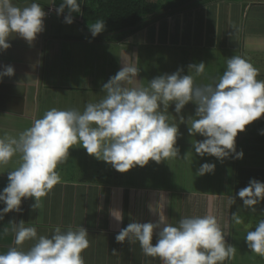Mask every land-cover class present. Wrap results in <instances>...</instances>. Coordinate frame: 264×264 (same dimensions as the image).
Here are the masks:
<instances>
[{
  "label": "crops",
  "instance_id": "1",
  "mask_svg": "<svg viewBox=\"0 0 264 264\" xmlns=\"http://www.w3.org/2000/svg\"><path fill=\"white\" fill-rule=\"evenodd\" d=\"M12 2L21 8L36 2L46 13L44 30L37 34L31 44L13 34L7 41L11 47L0 51V73H3L5 66L14 68L11 77L0 75V129L22 131L52 108L73 109L70 102L75 100L74 94L93 89L94 84L90 82L76 88L68 79H61L62 72L67 71V65L63 64L66 58L72 60L70 42L100 44L104 42L102 39L106 34L92 37L89 31L92 24L86 28L74 21L72 24L64 23V14H56L54 0ZM151 26L154 29H150ZM73 29L76 31L73 32ZM160 37L164 48L161 58L159 54L154 56L155 50L149 48L152 43H158ZM128 39L131 42H125L124 46L123 41L117 43L123 47L119 48L116 59L112 61L115 70L113 76L123 64H134L142 76H147L141 79L137 76L133 83L126 85L128 87L148 86L143 81L151 76L154 59L164 63V71L180 68L194 76L196 85H202L212 83L222 75L228 58L241 56L259 70L257 79L264 80V0H189L177 12L164 16L161 21L125 40ZM145 44H148L147 48H143ZM170 49L174 50L173 54ZM139 60L143 63L139 64ZM102 62L104 66L100 70L103 68L104 78L110 62ZM199 62L205 63V71L203 75L195 76L188 65ZM29 77L36 82L23 89L21 82L27 83ZM87 80L91 81L90 78ZM65 91H71L73 96L62 98ZM63 99L68 100L66 107L56 106ZM166 115L169 123L171 119L180 120L181 116L186 120L195 115V105L187 104L179 115L175 113L174 105H170ZM262 130L264 114L236 136V150L242 151L243 157H230L221 162L212 156H198L192 144L202 141L204 137L199 134L189 136L188 128H179L176 145L182 147L184 152L179 151V156L174 160L185 159V162L172 163L171 158L167 159L163 163V175L157 179H154L157 165L148 163L140 172L146 182L136 179V182L107 180V176L104 178L99 172L103 164H99L98 170L94 171L96 176L91 177L92 161L75 156L74 148H70L64 162L66 164H59L56 169L61 182L42 198L41 207L32 209V198L22 200V212H9L0 220V231L10 229L7 234L0 232V253L14 246V233L9 221L19 223L23 220L26 227L37 229L38 236H50L57 226L62 230L84 227L89 240V247L82 252L85 264H161L158 258L145 257L138 242L126 240L121 244L116 242L115 236L132 222L157 223L163 202V214L167 222L173 225L182 217L212 215L217 219L226 241L236 248L234 258L226 260L224 264H264V258L251 253L244 241L246 233L254 230L257 222L264 219V201L256 206L255 212L244 208L242 200L236 195L242 187L236 185L235 181L237 178L246 186L251 179L264 182ZM188 158L193 174H187V168L185 171L180 169L185 164L188 167ZM203 163L215 164L214 172L198 175L197 170ZM237 163L246 169L242 175L238 174V170L243 169H238L240 166L237 168ZM10 170L0 175V191L7 184V171ZM103 171L106 173L105 169ZM230 197L235 198L234 204ZM3 207L0 204V208ZM113 211L122 214V222L118 223L112 217ZM233 213L241 218L242 223H235ZM157 232L158 229L154 230L153 244L156 243ZM33 243L35 241H26L22 247L27 250ZM113 250L117 253L113 254Z\"/></svg>",
  "mask_w": 264,
  "mask_h": 264
},
{
  "label": "clouds",
  "instance_id": "2",
  "mask_svg": "<svg viewBox=\"0 0 264 264\" xmlns=\"http://www.w3.org/2000/svg\"><path fill=\"white\" fill-rule=\"evenodd\" d=\"M65 9L68 14L64 23L72 24L71 14L80 12V3L62 0L56 14L59 16ZM45 16L43 7L36 2L21 8L12 0H0V51L11 47L7 41L13 34L31 44L44 30ZM104 29V20L89 27L92 37ZM188 69L201 76L205 63L190 64ZM182 71L178 68L171 74L156 76L147 87H128L140 69L134 64H123L102 85L105 96L99 102L88 103L83 111L52 108L22 131L0 129V175L11 168L7 171V184L0 191V204L4 205L0 220L9 212H22V200L32 198L31 208L41 207L42 198L61 182L57 166L67 160L74 145L79 144L88 155L121 173L144 167L149 161L159 164L178 157L176 142L180 132L177 124L168 122L170 105H174L177 115L187 104L195 105V115L187 120L189 136L204 137L192 144L198 156H212L221 162L230 157L241 159L243 152L236 150L237 134L264 114V80L257 79L259 70L244 57L232 56L226 60L222 75L212 83L196 85L194 76ZM0 75L11 77L14 68L5 66ZM35 82L29 77L20 86L24 89ZM180 120L184 121V117ZM214 170L215 164L203 163L197 174ZM236 195L244 208L255 212L264 201V182L251 179ZM230 201L234 204L235 198L230 197ZM161 204L157 223H129L115 236L116 242H138L145 257L158 258L161 264H224L234 258L236 248L226 241L214 216L182 217L173 225L167 222ZM111 215L122 222L119 211ZM233 216L236 224L242 223L239 216ZM9 224L14 246L0 253V264H85L82 252L89 247V240L84 227L62 230L57 226L50 236H38L37 229L26 227L23 220ZM156 229L157 240L153 244ZM9 231L4 228L0 232ZM26 241L35 243L24 250ZM244 241L251 253L264 258V219L246 233Z\"/></svg>",
  "mask_w": 264,
  "mask_h": 264
},
{
  "label": "rangeland",
  "instance_id": "3",
  "mask_svg": "<svg viewBox=\"0 0 264 264\" xmlns=\"http://www.w3.org/2000/svg\"><path fill=\"white\" fill-rule=\"evenodd\" d=\"M72 31L74 32L76 30L73 29ZM125 42L130 43L131 40L128 39V40L123 41V44H122L123 46H124ZM159 42L162 43L161 37H160ZM161 43H155L153 45L154 50H155L154 56L159 54L160 58L162 57V54L164 51L163 45ZM123 46L119 47V45H117L116 43H108V41L105 42V40H104V42H101L100 44L99 43L94 44V42L90 43V44L84 43V42H79V43H77V42L71 43L70 42L69 47H71L72 49L69 48V54H71L72 60L66 58L63 65H67V67H65L67 69V71L62 72L63 77H61V79L62 78L68 79V81H70L69 83H71L72 86H74L76 88H77V86H80V85L84 86V84L89 83V82L94 84V87H92L93 89H91L90 91L76 92L74 94L75 100H72V102H70V105L72 104L75 109L83 111L84 107L88 103L99 102L105 96V92L102 90V85L104 83H106L111 76H113L115 70H114V66H113L114 62H112V61L114 59H116L117 54L119 52V48H121ZM128 49H130V47ZM71 50H73V51L71 52ZM173 52H174V50L170 49V53L173 54ZM73 53H74V55H73ZM103 60L110 62V66L108 68H106L107 76L104 78H102L104 75L103 74V68L100 70V68L102 66H104V63L102 62ZM147 67L148 66H146V68ZM151 67H152V65H151ZM153 67L154 68L151 69V71H150L151 76H148V80L143 81V83L145 85L148 84L149 81L156 76H159V75H162L165 73L171 74L177 70V68H175V70H169V71L165 70L164 71V63H162L161 61H159L157 59H154ZM182 74L192 75L191 73L184 72V71H182ZM98 75H100V76H98ZM138 76H140L139 77L140 79L144 77V76H142V74L140 72H139ZM146 77L147 76H145L144 78H146ZM88 78H90L91 81L87 80ZM194 80H195V78H194ZM65 92H66V94H64L62 98H69V97L73 96V95H71V94H73L71 91H65ZM62 98H59V99H62ZM67 103H68V100L63 99L56 106L66 107ZM170 123L171 124H173V123L177 124L179 128H188V124L190 126V121H188L187 119L186 120L184 119V121H180L178 119L176 121H174L173 119H171ZM178 146L179 145L177 144L176 147H178ZM73 148H74V153H75L74 155L75 156H83L86 160L92 161L90 163V168H91L90 172H92L91 177L96 176V173H94V171L98 170L97 168H98L99 164H103L104 166H103V168L102 167L100 168L99 172H101L100 175L104 176V178H106V176H107V180L116 179L117 181L123 180L126 182H136L135 181V179H136V180H138V182H141V181L146 182L145 177H141V175H140L142 167L137 166V167L130 169L127 172L121 173V172L116 171L110 164H107L103 161L97 160L95 157L88 155L86 153V150L83 149L82 147H80L79 144L74 145ZM178 148H179V151L184 152V149L182 147H178ZM185 148H186V150L189 149L187 146ZM171 159H172V163H183V162H185V159H183V160H174V158H171ZM188 160H189L187 163L188 167H186V164H185V166H183V167L180 166L181 167L180 169L182 171H185V168H187L186 173L187 174H193V169L189 168L191 166L190 165V163H191L190 158H188ZM179 161H181V162H179ZM96 162H98V163H96ZM149 163L150 164L154 163L157 165V166H155V169H154L156 171L154 174V179H157L163 175V163H164V161H162L159 164H157L154 161H149ZM64 164H66V163H64ZM67 164H69V163H67ZM240 164L241 163H237L236 167L238 168V166H240L238 169H243L240 171L238 170V174L242 175V173L245 172L246 169L243 166H241ZM175 165L178 166L179 164H175ZM103 169L106 170V173L103 171ZM235 181H236V185H238L239 187H242V188L246 187V184H244V182L237 180V178ZM158 185L159 184H156V186H158Z\"/></svg>",
  "mask_w": 264,
  "mask_h": 264
},
{
  "label": "trees",
  "instance_id": "4",
  "mask_svg": "<svg viewBox=\"0 0 264 264\" xmlns=\"http://www.w3.org/2000/svg\"><path fill=\"white\" fill-rule=\"evenodd\" d=\"M189 0H78L80 12H73V21L86 27L98 20H104L106 34L102 40L120 43L132 34L143 31L161 21L164 16L177 12ZM62 0H54L55 9ZM68 14L67 9L63 13ZM150 29H154L151 26ZM131 34V35H130ZM97 36V35H96ZM99 38V37H98ZM153 42H155L153 40ZM158 43H161L158 41ZM155 43L149 48L154 49ZM142 46V45H141ZM145 44L143 48H147ZM131 47V46H130ZM139 47V46H138ZM142 48V49H143ZM143 61L139 60V64Z\"/></svg>",
  "mask_w": 264,
  "mask_h": 264
}]
</instances>
